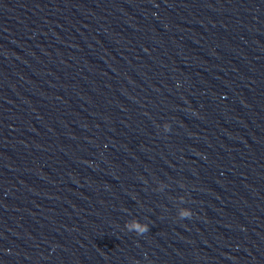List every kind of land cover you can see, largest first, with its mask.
<instances>
[{
	"label": "clouds",
	"instance_id": "1",
	"mask_svg": "<svg viewBox=\"0 0 264 264\" xmlns=\"http://www.w3.org/2000/svg\"><path fill=\"white\" fill-rule=\"evenodd\" d=\"M166 127L170 131V125H167ZM192 215H193L192 211L190 209H186L180 213V219H185V218L190 219L192 217ZM147 230H148L147 226H143V227L138 228V231L141 234L147 232Z\"/></svg>",
	"mask_w": 264,
	"mask_h": 264
}]
</instances>
